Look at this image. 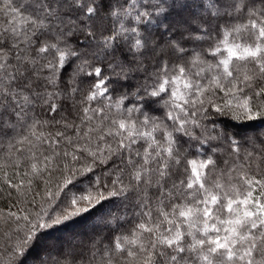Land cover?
I'll return each mask as SVG.
<instances>
[{"label":"snow or ice","instance_id":"6c2138e0","mask_svg":"<svg viewBox=\"0 0 264 264\" xmlns=\"http://www.w3.org/2000/svg\"><path fill=\"white\" fill-rule=\"evenodd\" d=\"M261 118L264 0H0V137L38 142L0 264L81 217L64 264H264V179L217 155L264 158L237 131Z\"/></svg>","mask_w":264,"mask_h":264},{"label":"trees","instance_id":"16d2710c","mask_svg":"<svg viewBox=\"0 0 264 264\" xmlns=\"http://www.w3.org/2000/svg\"><path fill=\"white\" fill-rule=\"evenodd\" d=\"M57 119H60L57 116ZM71 120V117L69 118ZM79 122V121H77ZM240 123V122H234ZM244 123L250 124V127H244L238 129V133L242 131L248 132V137H260L264 139V118L257 119L256 121H245ZM50 129H43L45 135L47 136ZM56 129H51L54 132ZM85 131L87 128L85 127ZM27 136L28 140H23ZM239 138V136H238ZM23 140V143L20 141ZM38 143L35 140L34 136H31L30 133L25 129L21 131L20 128L14 133H11L7 137H0V188L3 189L0 192V209L3 210V214L6 216L7 212L13 211L17 212L18 215L21 213L18 212L17 207L12 206L13 202L16 201L17 197L20 196V193H17L15 189H8L6 185L2 183L5 172L7 173L10 179H14L15 183H21V178L15 177L17 162L20 163L21 167L19 171L23 173L28 169L23 167L25 163V158L32 155L35 149L32 145ZM47 147V144L44 145ZM253 145L249 143L246 146L247 151H252ZM256 151L253 153L255 159L249 165L247 160L237 158L235 155L229 156L226 148H221L220 152L217 155L220 157V167L221 168H234L236 171L233 172L234 177H238L241 173L247 172L250 177H255L257 179H264V158L261 157V145L257 141L255 144ZM245 153L242 152L241 156ZM224 160H228V165L223 163ZM28 178H23V187L22 191L28 188L27 183ZM237 183L242 187L243 190V181L239 180ZM11 191L13 196L9 198L7 193ZM21 199H26L31 201L32 193H26L25 196ZM39 204V197L37 198ZM23 207L24 205H20ZM28 207H32L31 204ZM94 217H81L73 221L67 222L65 225L59 226L56 229L48 231V234L44 237V244L38 246L32 250V255L30 256L28 264H38L39 259L45 258L46 254L49 258V264H53L56 260H61V264H64V257L62 253L67 250H73V254L84 251L89 245L93 236V223ZM23 223V221H21ZM16 227L15 222L11 224H6L4 220L0 219V254L5 252L6 244H13L16 242V235L13 229ZM11 237V239H9ZM67 259H72L71 256ZM6 264V260L4 262ZM77 264H80V261L77 260Z\"/></svg>","mask_w":264,"mask_h":264},{"label":"rangeland","instance_id":"374dc122","mask_svg":"<svg viewBox=\"0 0 264 264\" xmlns=\"http://www.w3.org/2000/svg\"><path fill=\"white\" fill-rule=\"evenodd\" d=\"M264 137V136H263ZM239 138L240 139H248V132L247 131H242V132H239Z\"/></svg>","mask_w":264,"mask_h":264}]
</instances>
